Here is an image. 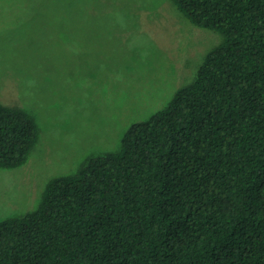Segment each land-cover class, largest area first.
<instances>
[{"label": "trees", "instance_id": "16d2710c", "mask_svg": "<svg viewBox=\"0 0 264 264\" xmlns=\"http://www.w3.org/2000/svg\"><path fill=\"white\" fill-rule=\"evenodd\" d=\"M220 33L195 78L120 147L0 220V264H264V0H173ZM39 136L0 102V167Z\"/></svg>", "mask_w": 264, "mask_h": 264}, {"label": "rangeland", "instance_id": "374dc122", "mask_svg": "<svg viewBox=\"0 0 264 264\" xmlns=\"http://www.w3.org/2000/svg\"><path fill=\"white\" fill-rule=\"evenodd\" d=\"M220 39L173 0H0V102L39 127L27 160L0 167V220L34 210L53 177L117 150Z\"/></svg>", "mask_w": 264, "mask_h": 264}]
</instances>
